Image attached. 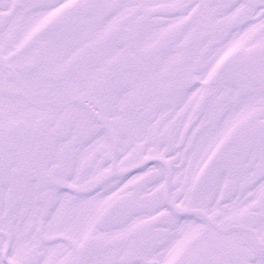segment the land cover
I'll list each match as a JSON object with an SVG mask.
<instances>
[{
	"label": "snow or ice",
	"instance_id": "6c2138e0",
	"mask_svg": "<svg viewBox=\"0 0 264 264\" xmlns=\"http://www.w3.org/2000/svg\"><path fill=\"white\" fill-rule=\"evenodd\" d=\"M0 264H264V0H0Z\"/></svg>",
	"mask_w": 264,
	"mask_h": 264
}]
</instances>
